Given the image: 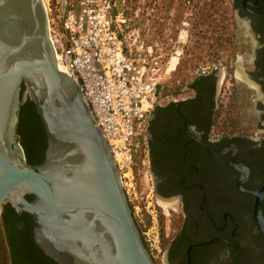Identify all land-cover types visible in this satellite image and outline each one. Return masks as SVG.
<instances>
[{"label":"flooded vegetation","instance_id":"obj_1","mask_svg":"<svg viewBox=\"0 0 264 264\" xmlns=\"http://www.w3.org/2000/svg\"><path fill=\"white\" fill-rule=\"evenodd\" d=\"M228 2L222 63H179L147 118L142 172L170 217L155 264H264V0ZM3 227L8 263L23 264L26 242Z\"/></svg>","mask_w":264,"mask_h":264},{"label":"water","instance_id":"obj_2","mask_svg":"<svg viewBox=\"0 0 264 264\" xmlns=\"http://www.w3.org/2000/svg\"><path fill=\"white\" fill-rule=\"evenodd\" d=\"M27 98L47 138L36 166L16 135ZM5 204L33 217L36 245L57 264H155L81 88L56 64L43 0H0V215Z\"/></svg>","mask_w":264,"mask_h":264},{"label":"built area","instance_id":"obj_3","mask_svg":"<svg viewBox=\"0 0 264 264\" xmlns=\"http://www.w3.org/2000/svg\"><path fill=\"white\" fill-rule=\"evenodd\" d=\"M115 7L114 0L65 1L64 11L61 5L57 17L58 30L47 14L48 31L56 64L81 88L129 201L135 178L143 176L144 134L156 88L163 82V66L150 46L124 29L126 20L122 12H114ZM137 159H141L139 166ZM151 218L152 224L141 232V239L150 256L156 257L160 253L159 230L154 216Z\"/></svg>","mask_w":264,"mask_h":264},{"label":"rangeland","instance_id":"obj_4","mask_svg":"<svg viewBox=\"0 0 264 264\" xmlns=\"http://www.w3.org/2000/svg\"><path fill=\"white\" fill-rule=\"evenodd\" d=\"M53 26L59 29L63 0H43ZM73 1V0H65ZM114 12H122L126 20L125 30L138 36L145 46H150L155 56L162 59L161 79L164 89L170 90L174 70L180 63L182 71H188L195 63H222L228 51V43L234 37L232 10L228 0H114ZM167 62H170L167 65ZM168 72L165 74V68ZM140 160L137 159L138 166ZM134 194L129 197L137 228L145 231L152 224V216L159 230V240L166 232L170 219L156 205L146 176L135 178ZM135 207V209H134ZM165 213V211H164ZM167 215V213H165ZM0 264H9L3 240L0 241Z\"/></svg>","mask_w":264,"mask_h":264},{"label":"trees","instance_id":"obj_5","mask_svg":"<svg viewBox=\"0 0 264 264\" xmlns=\"http://www.w3.org/2000/svg\"><path fill=\"white\" fill-rule=\"evenodd\" d=\"M24 92L25 88L22 86L20 100H22ZM17 116L16 135L24 153L25 163L27 166L39 165L45 157L47 138L35 105L27 98L20 105ZM30 198L26 196L27 200ZM30 220L29 224H23L22 219L14 213L9 204L3 205L0 215V241H4L5 238L3 230L5 225L7 235L11 237L12 241L18 242L17 244H21L19 243L21 241L26 242L25 247L21 246L19 249L23 256V264H45L44 260H48L50 264H57L45 256L36 245L33 238L34 220Z\"/></svg>","mask_w":264,"mask_h":264},{"label":"bare ground","instance_id":"obj_6","mask_svg":"<svg viewBox=\"0 0 264 264\" xmlns=\"http://www.w3.org/2000/svg\"><path fill=\"white\" fill-rule=\"evenodd\" d=\"M58 68L62 71V72H64L65 73V70H64V68L63 67H61L60 65L58 66Z\"/></svg>","mask_w":264,"mask_h":264}]
</instances>
